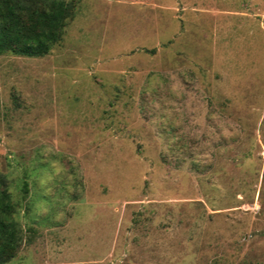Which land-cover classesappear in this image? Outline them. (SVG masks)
<instances>
[{
    "label": "rangeland",
    "instance_id": "374dc122",
    "mask_svg": "<svg viewBox=\"0 0 264 264\" xmlns=\"http://www.w3.org/2000/svg\"><path fill=\"white\" fill-rule=\"evenodd\" d=\"M0 55L6 264H264V0H61Z\"/></svg>",
    "mask_w": 264,
    "mask_h": 264
},
{
    "label": "trees",
    "instance_id": "16d2710c",
    "mask_svg": "<svg viewBox=\"0 0 264 264\" xmlns=\"http://www.w3.org/2000/svg\"><path fill=\"white\" fill-rule=\"evenodd\" d=\"M71 15L72 6L61 0H0V55H46ZM15 210L7 178L0 175V264L14 257L21 240Z\"/></svg>",
    "mask_w": 264,
    "mask_h": 264
}]
</instances>
